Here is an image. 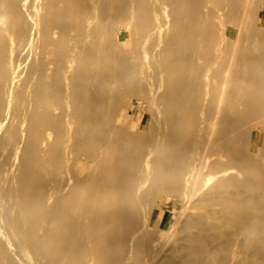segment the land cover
Wrapping results in <instances>:
<instances>
[{
	"label": "bare ground",
	"instance_id": "obj_1",
	"mask_svg": "<svg viewBox=\"0 0 264 264\" xmlns=\"http://www.w3.org/2000/svg\"><path fill=\"white\" fill-rule=\"evenodd\" d=\"M251 4L0 0V264H264Z\"/></svg>",
	"mask_w": 264,
	"mask_h": 264
},
{
	"label": "rangeland",
	"instance_id": "obj_2",
	"mask_svg": "<svg viewBox=\"0 0 264 264\" xmlns=\"http://www.w3.org/2000/svg\"><path fill=\"white\" fill-rule=\"evenodd\" d=\"M239 1H241V0H239ZM250 2H252L250 12L241 21H243L245 23V25L250 28V31L255 30V28H256V29H258L257 32L259 33V31L261 30V25L257 24L255 18L258 16L257 9L260 6H264V0H250ZM222 6H221V8H222ZM224 21H225V24L228 25L227 28H229V29L226 28L227 32L238 33L239 27L236 24H234L232 26V24H231L232 20L230 17H225ZM261 51H263V52H261L263 62L261 64L260 68H261V71L263 74L256 84L255 92H256V90H259V91L264 93V87H263L264 86V45H263V47H261ZM251 99H256V96H254V91H253V95L251 92ZM255 102L257 104L256 106L258 107V110L256 112H254V114H251V116L248 118L246 131H247V133H250L252 131V129L255 127L256 131L261 136L262 142H261V145L259 146V150H260L259 153H260L261 158L264 159V99L263 98L261 100L256 99ZM146 125H147L146 126L147 132L149 131L150 127L154 128V126H155L154 116H151V117L147 116ZM239 131H240L239 129L236 130L234 132L235 133L234 135H235V137H237V141L238 142L240 141L243 144L244 140H242L239 137V134H240ZM180 205H182V202H181V200H179L178 193L175 192L173 189H169L167 191H161V192H158L157 194L154 193V195L151 196V201L149 203L151 210L153 211V209H154V213L157 210L160 213H162L164 215H168V216H173L174 213L176 212L177 208ZM157 218L160 219V216H157Z\"/></svg>",
	"mask_w": 264,
	"mask_h": 264
}]
</instances>
